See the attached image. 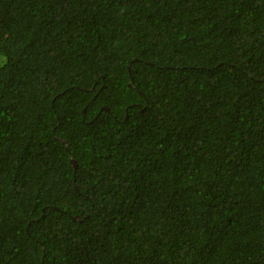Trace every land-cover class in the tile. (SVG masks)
<instances>
[{"label":"trees","instance_id":"trees-1","mask_svg":"<svg viewBox=\"0 0 264 264\" xmlns=\"http://www.w3.org/2000/svg\"><path fill=\"white\" fill-rule=\"evenodd\" d=\"M0 264H264V0H0Z\"/></svg>","mask_w":264,"mask_h":264},{"label":"water","instance_id":"water-1","mask_svg":"<svg viewBox=\"0 0 264 264\" xmlns=\"http://www.w3.org/2000/svg\"><path fill=\"white\" fill-rule=\"evenodd\" d=\"M72 164L76 166V162L74 160H72Z\"/></svg>","mask_w":264,"mask_h":264}]
</instances>
